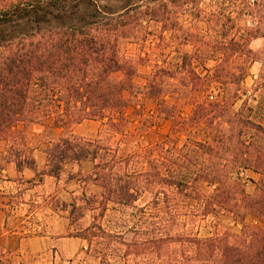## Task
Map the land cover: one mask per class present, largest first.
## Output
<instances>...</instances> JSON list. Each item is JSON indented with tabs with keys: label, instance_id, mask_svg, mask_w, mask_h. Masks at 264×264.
Listing matches in <instances>:
<instances>
[{
	"label": "trees",
	"instance_id": "1",
	"mask_svg": "<svg viewBox=\"0 0 264 264\" xmlns=\"http://www.w3.org/2000/svg\"><path fill=\"white\" fill-rule=\"evenodd\" d=\"M120 2L0 0V173L36 170L37 126L38 174L88 162L83 181L100 188L69 210L71 223L92 211L71 234L92 264H264V0ZM156 38L180 61L121 50ZM139 60L151 61L141 82ZM255 62L254 103L237 106ZM86 120L100 122L94 138L74 131ZM224 216L238 229H219Z\"/></svg>",
	"mask_w": 264,
	"mask_h": 264
},
{
	"label": "rangeland",
	"instance_id": "2",
	"mask_svg": "<svg viewBox=\"0 0 264 264\" xmlns=\"http://www.w3.org/2000/svg\"><path fill=\"white\" fill-rule=\"evenodd\" d=\"M101 3L110 2L115 5L121 4L120 0H100ZM241 26H245L246 21H240ZM154 30V29H153ZM166 37L169 33H165ZM158 40L148 42L145 46L139 47L131 42L123 43L121 50L126 55L136 57L141 55L144 58L146 54L152 59L158 61H165L167 65H172L180 61L181 54L175 51V45L164 48L162 51L156 47ZM250 46L258 50L262 46L261 39L251 41ZM187 48H189L187 46ZM185 49V48H184ZM137 59V58H136ZM208 66L213 62H208ZM260 63L255 62L249 70V75L245 79L244 85L246 93L238 101L237 106L249 95L250 103H254L251 99L254 81L257 79L260 72ZM201 70V68H199ZM151 71V61L139 60L137 64L138 81H142L144 76ZM214 98L217 97L216 91H212ZM213 98V99H214ZM189 106H184V112H187ZM83 124L76 129V133L86 138H94L100 126L99 121H83ZM171 125L170 120H165L157 129V137H161L169 131ZM37 126H33L30 130L33 132L31 135V143L35 147L37 145ZM0 163H2L0 161ZM87 171H90V164L88 162L82 164L80 167L66 165L64 170L60 173L57 180H50L45 185L38 188L33 192L26 191L30 185L22 182L21 179L15 177V173L8 172L4 174L8 179L0 175V204L4 210L8 212L7 222L12 229L17 227L25 234L39 233L44 237V247L48 246L49 251L46 254L37 256V264H92L90 258H85L79 248L83 242L80 238L71 236L76 228H84L92 220V211L84 210L83 217L77 222L71 223L69 218L70 204L83 205L82 195L90 193L98 194L100 188L90 182L85 183ZM72 173V174H71ZM3 175V174H2ZM243 176L246 179L247 193L255 191V183L258 180V174L250 169L243 171ZM19 178V177H18ZM73 178V179H71ZM37 179V176H36ZM38 191V193H37ZM38 195V198H37ZM148 195L146 194L139 201V203L146 201ZM251 219L248 218V221ZM219 229H232L237 230L238 226H233L232 221L228 217H222L218 221ZM214 229L213 225L208 224L203 227L202 233H207L209 230ZM7 232L6 229H0V264H22L21 259L17 253L16 248V235L5 237L2 233ZM51 256L53 258L51 259Z\"/></svg>",
	"mask_w": 264,
	"mask_h": 264
},
{
	"label": "crops",
	"instance_id": "3",
	"mask_svg": "<svg viewBox=\"0 0 264 264\" xmlns=\"http://www.w3.org/2000/svg\"><path fill=\"white\" fill-rule=\"evenodd\" d=\"M89 121H96V120H89ZM82 124L83 123H80L76 129L78 130V128H80ZM76 129L74 130L75 133H76ZM56 132L54 136H57L58 130ZM46 147H47V142L42 139L41 141L37 142V145L33 149L32 154H33V157L35 158V169H36L35 171L31 169H25L24 171L20 172L12 164H6L5 167L2 169L0 175L5 177L4 179L5 181H8L10 179H8L4 174L8 172L15 173V177L17 179H21L22 182L24 181V183H27L30 185L29 187L26 188L27 189L26 191L28 192H33V190H35L36 187L38 190L39 187L45 185L46 182L50 180H57L60 175L58 177H55V176L48 175V174H44V175L38 174L41 170L45 169ZM84 163L86 162H83L82 164ZM82 164L78 165L76 163H69L68 165L80 167ZM36 172H37V175H36ZM36 176H37V179H36ZM37 198H38V195H37ZM7 214L8 212L5 211L4 207H2L0 204V229H6L7 231V232L2 233L3 236L5 237L12 236L13 238V236L16 235L17 253L19 255V258L22 261V264H37V256H39V252H40V255H42V254H46L49 251L47 245H45L44 247V237L40 235L39 233L25 234L19 230H16L17 227H13L12 229H9V228L7 229V227H9L8 222H7ZM50 257L51 259L53 258V256L51 255Z\"/></svg>",
	"mask_w": 264,
	"mask_h": 264
}]
</instances>
